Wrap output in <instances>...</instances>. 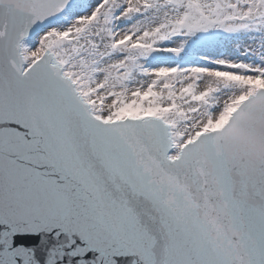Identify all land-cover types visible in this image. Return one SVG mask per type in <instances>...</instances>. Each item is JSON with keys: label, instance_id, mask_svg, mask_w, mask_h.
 Masks as SVG:
<instances>
[{"label": "snow or ice", "instance_id": "snow-or-ice-1", "mask_svg": "<svg viewBox=\"0 0 264 264\" xmlns=\"http://www.w3.org/2000/svg\"><path fill=\"white\" fill-rule=\"evenodd\" d=\"M0 264H264V0H0Z\"/></svg>", "mask_w": 264, "mask_h": 264}]
</instances>
